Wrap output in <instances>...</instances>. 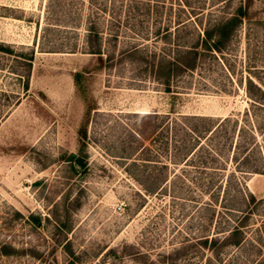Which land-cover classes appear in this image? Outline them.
<instances>
[{
  "label": "rangeland",
  "instance_id": "rangeland-1",
  "mask_svg": "<svg viewBox=\"0 0 264 264\" xmlns=\"http://www.w3.org/2000/svg\"><path fill=\"white\" fill-rule=\"evenodd\" d=\"M245 2L0 0V264H264V0L200 44Z\"/></svg>",
  "mask_w": 264,
  "mask_h": 264
},
{
  "label": "trees",
  "instance_id": "trees-1",
  "mask_svg": "<svg viewBox=\"0 0 264 264\" xmlns=\"http://www.w3.org/2000/svg\"><path fill=\"white\" fill-rule=\"evenodd\" d=\"M251 3H252V0H246L245 3H240L238 7L236 8L235 13L231 15L229 18L225 20H220L218 22L213 23L212 25H209L208 27H205L203 29L202 36L200 38V44L202 48L210 52L211 51L221 52L225 42L227 41V39H229V37L233 34V32H235V30L244 22L245 19L249 20V17H248L249 16V6ZM1 48L3 47H1L0 45V49ZM5 50L10 51V49H7V48ZM92 53H99V52H92ZM192 67L193 65L188 64L186 65L185 68L188 69ZM249 84L250 86L253 87L252 82H250V80H249ZM257 90L261 93L262 96H264V92L261 91L260 88H257ZM79 137L81 139V145H80L78 154L69 155V157L67 158L68 159L67 161H69L70 165L73 167L75 165L82 167L85 164V161H84V151L86 148L85 133L80 132ZM239 147L241 148L242 152H239L237 156L241 155V153L242 154L244 153L247 159L251 155L250 153L257 149V145H255L254 138H251V141L249 142V144H247V146L242 145ZM253 172L258 173V174H264V172H258V171H253ZM253 201H254V197L250 195L249 202H253ZM14 215L16 218L21 217V215L16 212ZM28 219L34 224H39V221H40V218L34 215L28 216ZM241 228L242 226H236L229 232L227 238L225 239L229 245L238 246L242 243L244 236H243V232ZM200 243L201 245L206 247L208 244V239L206 238ZM63 249H64V252L68 256L73 257V253L71 251L69 243H66ZM17 253L18 251L15 250L10 245L0 244V255L13 256V255H17Z\"/></svg>",
  "mask_w": 264,
  "mask_h": 264
},
{
  "label": "bare ground",
  "instance_id": "bare-ground-1",
  "mask_svg": "<svg viewBox=\"0 0 264 264\" xmlns=\"http://www.w3.org/2000/svg\"><path fill=\"white\" fill-rule=\"evenodd\" d=\"M254 185H252V188H253Z\"/></svg>",
  "mask_w": 264,
  "mask_h": 264
}]
</instances>
